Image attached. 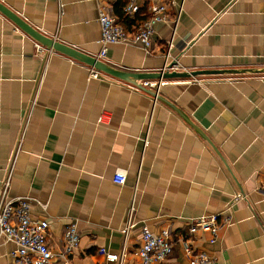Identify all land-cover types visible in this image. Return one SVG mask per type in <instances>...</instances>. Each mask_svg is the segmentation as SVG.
I'll return each mask as SVG.
<instances>
[{
	"label": "crops",
	"instance_id": "crops-1",
	"mask_svg": "<svg viewBox=\"0 0 264 264\" xmlns=\"http://www.w3.org/2000/svg\"><path fill=\"white\" fill-rule=\"evenodd\" d=\"M128 1L0 0L43 35L96 58L102 7L133 32L150 4L165 3L150 54L108 46L101 60L122 72L264 68V0H146L132 16ZM35 43L0 14V189L19 147L8 196L32 199L30 216L47 222L54 253L70 223L80 236L67 262L51 264H117L99 248L133 264L143 226L168 230L174 242L150 264H190L182 242L211 264H264V72L161 79L154 101L134 81L60 51L37 53ZM102 109L107 124L98 123ZM117 169L124 184L112 181ZM235 195L242 199L215 242L208 232L189 236L190 219L221 212ZM14 247L0 239V264H14Z\"/></svg>",
	"mask_w": 264,
	"mask_h": 264
},
{
	"label": "built area",
	"instance_id": "built-area-1",
	"mask_svg": "<svg viewBox=\"0 0 264 264\" xmlns=\"http://www.w3.org/2000/svg\"><path fill=\"white\" fill-rule=\"evenodd\" d=\"M146 0H129L125 5V13L132 16L136 14L141 5ZM167 5L165 3H155L148 6V17L133 32H127L116 21V18L102 7L98 15V23L100 26V51L97 59L106 57L108 46L113 44L138 45L147 54L151 53V41L154 34V25L158 22L166 21ZM37 53L51 52L52 49L46 50L38 42L35 43ZM166 69V68H164ZM176 70L177 65L170 68ZM92 77H97L98 73L94 70L91 72ZM200 83L199 79H193ZM154 82L146 80L142 82V86L150 88ZM161 80L158 81L154 89L153 96L156 101L159 94ZM133 90L137 87L131 86ZM110 119V112L102 109L98 116V123L107 124ZM19 147L14 151L11 160L10 169L1 183L0 189V239L6 242H12L14 249L11 257L14 264H51L54 257L62 262L67 259L78 246L80 236L76 223L72 222L66 226L63 232V238L57 251L54 253L47 242L48 224L45 220L33 219L30 216V201L28 196L9 197L8 190L10 188L12 168L18 155ZM126 180V171L117 169L114 172L112 181L116 184H124ZM242 199L241 196L235 195L232 201L217 214L203 215L190 219L188 223L189 236H195L198 233L208 232L210 234V242H215L219 230L231 223V211L233 206ZM134 209H130V221L125 228L126 234L133 226L132 213ZM174 242L169 238L168 230L160 233H154L146 226H143L140 232V243L136 253V260L133 264H150L151 262L161 263L172 251ZM98 252L104 257L117 264H123L126 256L125 252L110 253L105 248H99ZM183 255L188 258L190 264H211L213 259L205 252H194L188 243L182 242Z\"/></svg>",
	"mask_w": 264,
	"mask_h": 264
},
{
	"label": "water",
	"instance_id": "water-1",
	"mask_svg": "<svg viewBox=\"0 0 264 264\" xmlns=\"http://www.w3.org/2000/svg\"><path fill=\"white\" fill-rule=\"evenodd\" d=\"M0 14L6 16L9 20H11L19 29H21L23 32L28 34L30 37H32L36 42L41 44L46 50L52 49L54 51H60L64 54H67L71 57H73L76 60L82 61L84 63L89 64L91 67L96 69L99 72H103L106 74H109L111 76H115L118 78H123L126 80L134 81L135 84L141 88L142 90H145L148 92V94H151L152 96H155L153 90L157 86L158 80H169V79H188V78H196L200 75H219V74H242V73H249V72H264V68L261 70H196V71H178V70H171L170 68L173 66L172 64H169V66H166V69H163L158 72L150 73V74H142L141 76L138 73H130V72H122L115 68H112L108 65H106L102 60L97 59L96 57H91L85 54L80 53L79 51L65 46L64 44H61L57 40H54L50 37H47L43 35L41 32L33 28L31 25H29L27 22H25L23 19H21L19 16H17L14 12H12L10 9H8L4 4L0 2ZM172 65V66H171ZM140 80H153L155 81L153 86H151L149 89L146 87H143L141 83H138L137 81ZM153 89V90H152ZM158 99H160V95L157 96Z\"/></svg>",
	"mask_w": 264,
	"mask_h": 264
},
{
	"label": "trees",
	"instance_id": "trees-1",
	"mask_svg": "<svg viewBox=\"0 0 264 264\" xmlns=\"http://www.w3.org/2000/svg\"><path fill=\"white\" fill-rule=\"evenodd\" d=\"M142 21V20H141Z\"/></svg>",
	"mask_w": 264,
	"mask_h": 264
}]
</instances>
